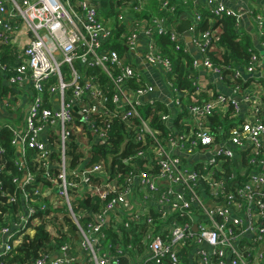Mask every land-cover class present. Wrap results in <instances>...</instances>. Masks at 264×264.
Returning <instances> with one entry per match:
<instances>
[{
  "label": "built area",
  "instance_id": "2783aa9c",
  "mask_svg": "<svg viewBox=\"0 0 264 264\" xmlns=\"http://www.w3.org/2000/svg\"><path fill=\"white\" fill-rule=\"evenodd\" d=\"M113 1L118 22L127 23L118 39H112V20L100 14L101 0H0V40L12 47L14 57V63L3 60L0 50V114L6 118L0 127L11 134L25 168L23 180L13 176L12 181L34 179L24 158L28 149L35 167L44 166L47 174L55 149L59 172L50 181L77 225L74 238L31 264H183V249L188 264H264V0H233L235 6L195 0L211 12L204 29L198 27L200 11L190 12L198 56L175 27L180 18H172L169 27L163 15L138 16L149 0ZM158 2L174 9L169 0ZM225 15L239 28L243 16L250 17L261 38L260 51L253 45L247 64L233 69L243 82L225 83L221 67L204 55L218 39L216 17ZM155 31L167 33L175 48L189 50L193 69L214 74L228 92L205 95L194 75L195 90L181 101L173 63L153 38ZM114 42L123 45V53ZM145 65L158 68L163 99L152 95L155 86ZM213 113L222 118L216 124L208 119ZM153 114L170 126L166 135L159 137L153 128ZM179 114L187 129L173 126ZM76 117L93 140L107 141L116 119L125 140L142 142L148 136L149 143L125 154V170L115 166L111 173L101 161L79 162L69 174L66 148ZM80 144L87 147L84 139ZM5 150L0 138V155ZM95 173L105 177L101 188L92 183ZM72 187L107 198L84 225L79 222L84 211L71 207ZM22 195L26 211L2 225L0 253L20 242L32 219L34 208L27 204V192Z\"/></svg>",
  "mask_w": 264,
  "mask_h": 264
},
{
  "label": "trees",
  "instance_id": "16d2710c",
  "mask_svg": "<svg viewBox=\"0 0 264 264\" xmlns=\"http://www.w3.org/2000/svg\"><path fill=\"white\" fill-rule=\"evenodd\" d=\"M101 2L103 9L100 11V14L104 18L112 20L114 33L112 39H118L121 32L125 30L127 23L118 22L113 0H101ZM171 5L174 7L173 10L170 8H160L158 0H149L146 8H143L138 13V16L163 15L168 22V26L171 27L173 23L172 18L179 19L183 13L187 11L191 12L193 8H196L202 15L201 20L198 22V27L204 29L208 26V18L211 16V12L202 2L195 5V0H169V6ZM213 26H219L218 39L206 46L204 55L213 64L221 67V74L225 83L243 82L242 77L233 76V69H242L247 64L252 52L251 47L254 45L253 39L247 31L242 30L236 25L235 19L232 16L216 17ZM175 27L177 28V25ZM152 36L161 51L169 56L173 63L174 83L183 92V95L180 97L182 101L184 95L191 94L195 90L193 79L196 70L193 69L192 65L193 54L186 48H175L167 33L155 31ZM183 43L186 42L183 41ZM113 45L120 53L124 52V47L120 43L114 42ZM11 48L10 45L0 40L1 58L14 63V57L11 54L12 52H10ZM100 76L104 79L102 73ZM248 80L250 81L252 78H248ZM6 88L8 87L6 86ZM157 106L159 107L160 105L158 104ZM228 112H230V109ZM179 116L180 114L175 116L173 126L187 129L188 125L182 120V117L179 119ZM223 117L227 119V113ZM156 119L157 115L153 114L151 118L153 128L157 131V134L160 133L159 137L166 135L170 126H163ZM208 119L213 124H216L222 118L221 115L213 113ZM76 124L81 125L80 131L74 129ZM121 127L122 124L118 120H113L109 128L107 141L99 142L93 140L90 131L79 118L76 117L72 120L70 126L71 133L66 148V158L70 168L69 174H71V169L76 167L79 162L84 166H88L96 161H101L108 167L111 173H113L112 169L115 166L121 170L127 169L122 161L125 154L133 152L137 148H144L149 142L148 136L142 142L125 140ZM55 136L53 134V137ZM0 138L6 149L0 155V230L2 225L10 223L16 212L24 213L26 211V203L22 195L23 191L28 194L27 204H30L34 208V212L30 215L32 219L26 224L27 228L24 227L21 230L22 236L20 242L9 251L0 253V262L2 264H31L37 257L55 252L64 241L74 238L76 236L74 232L77 230V225L71 217L63 199V205H57L50 201L53 191L59 195L58 189L53 187L50 181L51 176H56L59 172L57 166L58 152L55 149L51 150L49 157L53 160V164L47 169V174L44 173V166L35 167L36 157H34L33 150L28 149L24 158L27 169L34 174V179L16 183L12 181V177L18 176L21 179L25 168L21 166L16 144L11 141L12 136L5 127H0ZM82 139L87 144L86 148L80 144ZM123 141L124 145H122ZM122 150L124 151L123 157L112 159L114 155L119 153L118 151L121 152ZM138 161L142 163L143 159L140 158ZM90 178L93 181L92 183H95L100 188L105 183V177L99 173L92 174ZM36 188L40 189V193L34 192ZM69 193L71 195L72 210L75 212L79 210L84 211V215L79 218V222L82 225L91 220L92 213L100 209L107 200V198H103L98 193L86 188L72 187L69 189ZM8 194L15 197V199L6 200ZM52 211H61L65 215L68 213V216H65L67 223L62 225V228L59 225L57 228L55 227L57 220L49 215ZM179 256L183 264L189 263L186 250H181Z\"/></svg>",
  "mask_w": 264,
  "mask_h": 264
},
{
  "label": "crops",
  "instance_id": "0c3cea01",
  "mask_svg": "<svg viewBox=\"0 0 264 264\" xmlns=\"http://www.w3.org/2000/svg\"><path fill=\"white\" fill-rule=\"evenodd\" d=\"M223 2H225L226 5L228 4L230 6H235V4L233 3V0H228V1L223 0ZM182 18H188L190 20V11L183 13L180 17V20ZM241 29L247 31L250 34L251 38L254 41L255 47L257 48L258 51H260L258 48H260L259 39H261V38L257 36L255 25L253 23V20L250 17H248L246 15L243 16ZM187 44H188V47L191 50V52L195 56H198L199 51L194 46V44H192V43H187ZM145 70L147 71V73L150 74V77L152 78L154 86H155V89H154V92L152 93V95H154L156 98L163 99V97L165 96V89H164V84H163L161 78L159 77L160 72H159L158 68H156L154 66L151 67V66L145 65ZM195 79L197 80V82L201 86H203L202 88L205 90V95L207 93H210V92H220V91L228 92L226 84H224L214 74L206 71L205 69L198 70L195 74ZM21 103L22 104L24 103V97L21 98ZM1 116H2V119H0V121L6 120L5 115H1ZM21 179L23 180V176L21 177ZM207 247L208 246H206V245L203 246V248H206V249H207Z\"/></svg>",
  "mask_w": 264,
  "mask_h": 264
},
{
  "label": "rangeland",
  "instance_id": "374dc122",
  "mask_svg": "<svg viewBox=\"0 0 264 264\" xmlns=\"http://www.w3.org/2000/svg\"><path fill=\"white\" fill-rule=\"evenodd\" d=\"M63 73L65 75V77H68V72L65 70V68H63ZM0 119H2V116L0 114ZM50 201L53 202L54 204L57 205H63L62 202V197L60 195H58L55 191L52 192L51 196H50ZM66 213V211H65ZM49 215L52 218H55L57 220V222L55 223V227L57 228L58 225L60 228H62V225H65L67 223L65 216H68V213H66V215L64 213H62L61 211H52L49 213ZM53 228V227H52Z\"/></svg>",
  "mask_w": 264,
  "mask_h": 264
},
{
  "label": "water",
  "instance_id": "95a60500",
  "mask_svg": "<svg viewBox=\"0 0 264 264\" xmlns=\"http://www.w3.org/2000/svg\"><path fill=\"white\" fill-rule=\"evenodd\" d=\"M189 26H190V20L188 18H182L179 23L177 24V28L185 33V40L187 43H191V35L189 33ZM140 67H143V64H140ZM247 74H244V77H247ZM124 151L122 150L118 154L114 155L112 159H115L117 157H123ZM73 233V231H72Z\"/></svg>",
  "mask_w": 264,
  "mask_h": 264
}]
</instances>
